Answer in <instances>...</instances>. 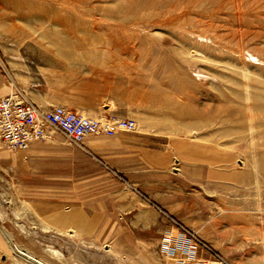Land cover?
Wrapping results in <instances>:
<instances>
[{"label": "rangeland", "instance_id": "374dc122", "mask_svg": "<svg viewBox=\"0 0 264 264\" xmlns=\"http://www.w3.org/2000/svg\"><path fill=\"white\" fill-rule=\"evenodd\" d=\"M58 1L0 0L3 79L9 81L5 65L13 60L41 71L115 70L134 83L135 94L141 87L150 101L164 98L161 116L149 117V125L165 129L168 140L222 147L248 173L247 194H254L253 183L264 193V0H88L69 17V31L54 23L64 8ZM15 152L0 143V225L18 250L45 249L52 264H110V252L119 253L118 264H212L211 251L234 264L206 241L208 229L191 228L189 207H158L173 197L159 203L144 194L156 172L131 181L90 160L95 166L85 172L104 174L90 187L77 179L87 161L73 171L69 160L64 171L71 178L64 183L70 191L62 200L61 181L15 163ZM166 170L172 175L175 166ZM88 199L95 205L70 207ZM45 207H54L55 221L63 213L97 221L101 242L45 229ZM73 208L81 212L67 211Z\"/></svg>", "mask_w": 264, "mask_h": 264}, {"label": "crops", "instance_id": "0c3cea01", "mask_svg": "<svg viewBox=\"0 0 264 264\" xmlns=\"http://www.w3.org/2000/svg\"><path fill=\"white\" fill-rule=\"evenodd\" d=\"M5 66L9 81L0 76V98L7 96L15 86L44 110L60 105L88 118L136 122L134 133L91 135L81 146L70 145L60 133L50 132L48 139L13 153L17 155L14 156L15 163L18 159L20 165L39 171V174L44 172V179L51 180L53 184L61 181L62 200L70 191L64 183L71 178L64 171L69 160L72 162L68 167L73 171H80V162L86 164L87 161L80 171L83 176L77 179H84L90 187L104 179L101 171L85 172L90 166H95L91 161L100 167L109 164L131 181L145 180V173L156 172V179L150 183L152 188L144 194L158 196L159 203L162 202L160 197H173L158 207H189L187 210L191 216L189 214L186 218L190 220L191 228L199 232L200 229H208L206 241L220 254L234 264H264V193L261 184L253 183L254 194H247V191H252L248 173L222 147L175 136L168 140L165 129L149 125V117L161 116L164 98L150 101L149 97H143L141 87H137L136 95L134 83L110 68L92 66L86 70L62 68L41 71L18 60L7 61ZM77 162L79 166L74 168ZM234 162H237V167H234ZM170 165L175 166V172L167 175L166 169ZM59 166L61 172H53ZM167 179L174 181L173 187H169ZM227 193H230L229 197ZM78 201L80 204L70 207L95 205L89 199ZM202 207H206L207 216L202 215ZM45 209L50 212L40 221L45 229L71 233L94 243L101 242L102 230L97 221L71 220L64 213L60 220L55 221L54 207ZM67 211L81 212L78 208ZM11 238L5 227L0 225V264H52L47 250L41 249L42 253L34 248L32 253L20 251L17 242ZM106 254L110 260L113 259L110 264H118V252ZM56 264L69 263L58 261Z\"/></svg>", "mask_w": 264, "mask_h": 264}, {"label": "built area", "instance_id": "2783aa9c", "mask_svg": "<svg viewBox=\"0 0 264 264\" xmlns=\"http://www.w3.org/2000/svg\"><path fill=\"white\" fill-rule=\"evenodd\" d=\"M135 131L136 124L130 119L88 118L60 105L41 109L15 86L0 98V143L10 151L27 150L31 144L48 139L50 132L60 133L69 144L81 146L91 135ZM211 254L212 264H228L214 252Z\"/></svg>", "mask_w": 264, "mask_h": 264}, {"label": "bare ground", "instance_id": "6f19581e", "mask_svg": "<svg viewBox=\"0 0 264 264\" xmlns=\"http://www.w3.org/2000/svg\"><path fill=\"white\" fill-rule=\"evenodd\" d=\"M58 2L61 3L64 6V8L61 9V13H60L61 17H55L54 23L61 24L65 28V30L69 31L70 25H71V23H70L71 21H70L69 17H71L72 19H73V16L75 17V15L77 17L78 14L74 9L82 10V8L86 4H88V0H59Z\"/></svg>", "mask_w": 264, "mask_h": 264}]
</instances>
